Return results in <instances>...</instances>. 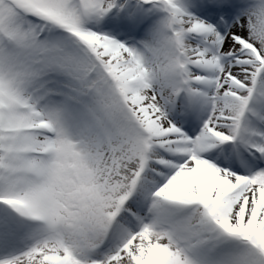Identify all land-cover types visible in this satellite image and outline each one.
Returning <instances> with one entry per match:
<instances>
[{
  "label": "snow or ice",
  "instance_id": "6c2138e0",
  "mask_svg": "<svg viewBox=\"0 0 264 264\" xmlns=\"http://www.w3.org/2000/svg\"><path fill=\"white\" fill-rule=\"evenodd\" d=\"M0 264H264V0H0Z\"/></svg>",
  "mask_w": 264,
  "mask_h": 264
}]
</instances>
